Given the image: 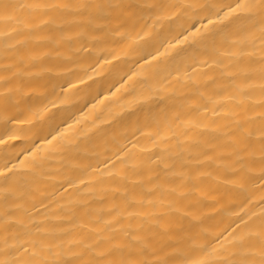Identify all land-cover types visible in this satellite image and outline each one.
Returning <instances> with one entry per match:
<instances>
[{"label":"bare ground","instance_id":"1","mask_svg":"<svg viewBox=\"0 0 264 264\" xmlns=\"http://www.w3.org/2000/svg\"><path fill=\"white\" fill-rule=\"evenodd\" d=\"M0 264H264V0H0Z\"/></svg>","mask_w":264,"mask_h":264}]
</instances>
